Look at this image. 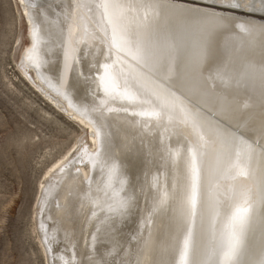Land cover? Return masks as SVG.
I'll list each match as a JSON object with an SVG mask.
<instances>
[{"label":"bare ground","instance_id":"bare-ground-1","mask_svg":"<svg viewBox=\"0 0 264 264\" xmlns=\"http://www.w3.org/2000/svg\"><path fill=\"white\" fill-rule=\"evenodd\" d=\"M20 2L22 72L88 131L40 183L49 264H264V0Z\"/></svg>","mask_w":264,"mask_h":264},{"label":"rangeland","instance_id":"rangeland-1","mask_svg":"<svg viewBox=\"0 0 264 264\" xmlns=\"http://www.w3.org/2000/svg\"><path fill=\"white\" fill-rule=\"evenodd\" d=\"M20 3L0 0V264H49L35 214L40 183L88 131L22 72L28 39Z\"/></svg>","mask_w":264,"mask_h":264},{"label":"snow or ice","instance_id":"snow-or-ice-1","mask_svg":"<svg viewBox=\"0 0 264 264\" xmlns=\"http://www.w3.org/2000/svg\"><path fill=\"white\" fill-rule=\"evenodd\" d=\"M226 7H237V8H239V7H242V5H235V4H233V5H225ZM203 19L205 20V21H217V20H222V19H224L223 17H217V16H215L214 14H206L204 17H203ZM238 27H240V30L242 31V32H248V31H250L248 28H246V27H244V26H238ZM260 31L261 32H264V28H262V29H260ZM259 75H260V80H261V85H262V87H264V67H262L261 69H260V73H259ZM185 246H186V248H187V241L185 242ZM235 251V245H232L230 248H229V254H231V253H233Z\"/></svg>","mask_w":264,"mask_h":264}]
</instances>
